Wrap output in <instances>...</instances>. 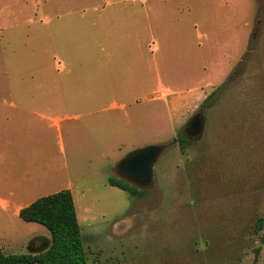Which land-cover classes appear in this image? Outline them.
I'll list each match as a JSON object with an SVG mask.
<instances>
[{
  "label": "rangeland",
  "instance_id": "1",
  "mask_svg": "<svg viewBox=\"0 0 264 264\" xmlns=\"http://www.w3.org/2000/svg\"><path fill=\"white\" fill-rule=\"evenodd\" d=\"M129 1L0 0V100L35 98L46 118L0 115V247L51 239L10 191L27 206L69 190L87 264H264V0ZM128 21L145 57L102 52ZM196 115L203 135L182 148ZM158 145L151 187L123 178L124 159Z\"/></svg>",
  "mask_w": 264,
  "mask_h": 264
},
{
  "label": "trees",
  "instance_id": "2",
  "mask_svg": "<svg viewBox=\"0 0 264 264\" xmlns=\"http://www.w3.org/2000/svg\"><path fill=\"white\" fill-rule=\"evenodd\" d=\"M223 88L207 96L203 102H209ZM181 147L190 145L189 140L181 139ZM110 184L126 191L130 196H143L144 192L135 187L111 179ZM24 223L38 224L44 227L51 236V245L39 254H6L0 247V264H87V258L82 244V237L72 193L61 190L57 193L38 198L29 206L22 208L18 214ZM258 221L256 232L262 227ZM259 251V250H256Z\"/></svg>",
  "mask_w": 264,
  "mask_h": 264
},
{
  "label": "crops",
  "instance_id": "3",
  "mask_svg": "<svg viewBox=\"0 0 264 264\" xmlns=\"http://www.w3.org/2000/svg\"><path fill=\"white\" fill-rule=\"evenodd\" d=\"M128 3H134V2H133V0H131ZM34 5L36 7L39 6L38 3H35ZM56 5L61 7L63 4L57 3ZM131 7L132 6L128 4V6L125 8L127 10V11L123 12V14H125V16H134V13H133ZM94 9L98 10L99 7L98 8L95 7ZM129 9H130V11H129ZM155 10H156V8H155L154 2H152V3L148 2L146 10H145V17H143V20L145 21V25H146V26H144L145 31L151 30L153 32L155 22H156V16H155L156 11ZM126 24H129V25L122 26L121 27V33L114 32L112 35H109L110 33L106 32L105 42L107 45H106V48H101V51L105 52L108 55V51H107L108 49L119 50L121 52L122 56L128 58V61H130L129 60L130 57H137L139 55H142V57L144 58L145 57V54H144L145 48H143V50L141 49V42L139 41V33H138L137 27L131 26L132 22H129V21ZM144 35L145 34H143V36ZM151 38H153V35L151 36ZM146 48L148 49V46ZM151 54H152V60H153L154 52L152 51ZM110 55H113L112 51H111ZM58 57H59V55H57V58ZM146 57H147V55H146ZM55 66H56L55 67L56 69H54V70L56 72H59V70H60L59 68H61L62 66H61V63L58 61V59H57ZM102 68H104V67H102ZM126 68H132L129 65V62H128V65L126 66ZM191 93H193V91L188 92L186 94L184 93L185 96H183L184 98H182V99H184V100L189 99L192 96ZM173 96H174L173 97L174 100L169 102L170 106H171V103L174 106L177 103L181 104V102H184V100L182 101L180 95H176L177 97H175V95H173ZM175 99H178V100H175ZM42 100H44V99H42ZM35 101H37V99H35V98H31V99L19 98V99H9V100L1 99L0 100V115H6L7 116V119H5L3 126H6V124H8L9 127H11V126H12V128L17 127V125L13 124V120H16V119H19L22 122L27 120V119H31V124L37 117L40 119H46L45 117L40 115L35 109H33L31 107H26V106H31L32 102H35ZM44 101H46V100H44ZM0 127H2L1 124H0ZM1 166H4V165L1 163V160H0V167ZM26 191L27 190H22V191L17 192V193L14 191L9 192L10 196L12 197V201L14 202L13 203L14 214L18 215L19 211L22 208H25L31 204L30 203L27 206L26 205L22 206V204L20 203L22 201L21 198L26 194ZM17 202H19V203H17ZM42 238H44V236Z\"/></svg>",
  "mask_w": 264,
  "mask_h": 264
},
{
  "label": "water",
  "instance_id": "4",
  "mask_svg": "<svg viewBox=\"0 0 264 264\" xmlns=\"http://www.w3.org/2000/svg\"><path fill=\"white\" fill-rule=\"evenodd\" d=\"M188 126L187 136L191 141H196L202 137L204 132V121L202 116L196 115L192 117ZM164 150L165 147L161 145L147 147L124 159L120 163V166H123L124 172L126 174L136 179L142 180L144 185H150L153 183L154 166ZM50 245L51 239L50 242L47 241L45 247L42 250L32 253H43L50 247Z\"/></svg>",
  "mask_w": 264,
  "mask_h": 264
},
{
  "label": "flooded vegetation",
  "instance_id": "5",
  "mask_svg": "<svg viewBox=\"0 0 264 264\" xmlns=\"http://www.w3.org/2000/svg\"><path fill=\"white\" fill-rule=\"evenodd\" d=\"M188 127L189 126H187L185 128V130H184L186 135H187V129H188ZM188 140H190V139L188 138ZM118 166L122 169V173L121 174H122L123 178H125L128 182L133 183V184L138 185V186H142V187H146V186L147 187H151L152 186V184H150V185H144L142 183V180L136 179V178H134V177L126 174L124 172V169H123V166L122 165L120 166V164H119ZM46 243H47V241H46L45 238L37 239L34 244L31 243V245H29L27 247V251H29V252H38V251L42 250L45 247Z\"/></svg>",
  "mask_w": 264,
  "mask_h": 264
}]
</instances>
